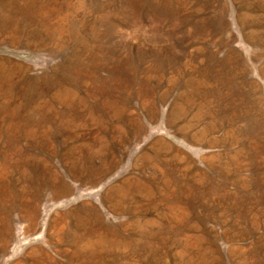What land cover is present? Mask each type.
Returning a JSON list of instances; mask_svg holds the SVG:
<instances>
[{
	"label": "rangeland",
	"instance_id": "1",
	"mask_svg": "<svg viewBox=\"0 0 264 264\" xmlns=\"http://www.w3.org/2000/svg\"><path fill=\"white\" fill-rule=\"evenodd\" d=\"M0 264H264V0H0Z\"/></svg>",
	"mask_w": 264,
	"mask_h": 264
}]
</instances>
